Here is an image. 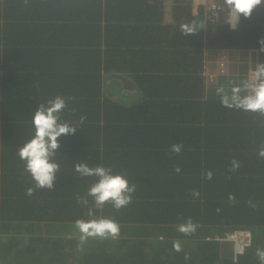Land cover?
Returning a JSON list of instances; mask_svg holds the SVG:
<instances>
[{"label": "trees", "instance_id": "trees-1", "mask_svg": "<svg viewBox=\"0 0 264 264\" xmlns=\"http://www.w3.org/2000/svg\"><path fill=\"white\" fill-rule=\"evenodd\" d=\"M164 12L163 0H0V264H260L264 115L222 106L217 89L231 96L229 82L212 89L205 78L221 51H256L264 63V3L220 26L182 0H172L170 23ZM57 95L67 103L60 122L76 132L59 138L53 189L28 197L35 181L17 153L37 106ZM78 163L124 176L132 202L96 209L88 189L98 178ZM100 217L116 220L120 237L81 250L75 221ZM188 217L198 224L191 236L177 231ZM234 231L249 232V245L226 241Z\"/></svg>", "mask_w": 264, "mask_h": 264}, {"label": "clouds", "instance_id": "clouds-1", "mask_svg": "<svg viewBox=\"0 0 264 264\" xmlns=\"http://www.w3.org/2000/svg\"><path fill=\"white\" fill-rule=\"evenodd\" d=\"M264 3V0H226L230 6V20L238 21L241 15L249 18L253 9ZM181 32L184 35L193 34L195 29L188 25H181ZM244 90L248 94L241 96L240 89L234 88L232 95L225 93L223 88L217 89V94L221 96V104L227 108H237L244 111L259 112L264 115V63H258L254 69V74L250 80L243 84ZM67 107L65 98L57 95L54 99H49L47 104L41 103L37 106L32 117V126L34 135L18 150V156L25 161V170L30 173L35 181V187H29L25 190L28 197H32L36 189H49L54 187L56 173L59 171L58 163L54 162L53 157L60 147L59 138L62 136L74 135L76 127L67 122H60V113ZM85 116L80 117L81 123ZM183 145L176 143L171 145V152L179 154ZM259 157L264 158V147L259 150ZM240 163L233 158L231 161L230 172L238 170ZM75 171L81 176H95L97 181L88 189V196L93 198L96 209H101L106 203H111L114 209L119 211L127 207L133 200L132 193L136 191L135 184L129 186L128 180L120 174H112L111 168L104 166L89 167L87 164L78 163L75 165ZM174 171L179 173L177 166ZM204 178L211 180L213 173L207 171ZM193 196H199L198 190H192ZM229 201L235 203V197L229 195ZM78 204L81 202L87 205V199L81 200L77 197ZM249 208L256 210V205L249 200ZM88 215L93 216L92 209H89ZM75 229L79 233L78 247L82 250L83 245L89 239L116 240L120 237L121 228L119 223L111 218L100 217L94 219H78L75 221ZM198 224L191 217L186 218L183 223L177 226V231L185 236L194 235ZM71 239V237H69ZM174 250L183 251L179 241L174 242ZM244 254L243 249H238L234 258ZM256 256L260 264H264V250L257 249ZM190 259L185 254V260Z\"/></svg>", "mask_w": 264, "mask_h": 264}, {"label": "built area", "instance_id": "built-area-1", "mask_svg": "<svg viewBox=\"0 0 264 264\" xmlns=\"http://www.w3.org/2000/svg\"><path fill=\"white\" fill-rule=\"evenodd\" d=\"M188 3L191 7L192 14L197 15L201 14L202 20L205 24H209L211 26H220L224 24H228L230 20L229 8L226 4V0H182ZM165 14L164 19L167 18L168 22L170 21V9L172 6V0H163ZM245 55V67H246V75L248 76V80L253 76L254 69L257 65L256 63V51L246 50L243 51ZM209 74V72H208ZM207 74V75H208ZM248 94V92H247ZM241 234L244 236V239L234 241L235 246H248L250 243V233L247 231H234L228 234L225 238L226 241H230V237L233 234Z\"/></svg>", "mask_w": 264, "mask_h": 264}, {"label": "crops", "instance_id": "crops-1", "mask_svg": "<svg viewBox=\"0 0 264 264\" xmlns=\"http://www.w3.org/2000/svg\"><path fill=\"white\" fill-rule=\"evenodd\" d=\"M170 21L168 22L167 18H165L166 23H170ZM219 53L221 55L223 53H231V54H228L227 58H225L226 55L225 56L222 55V58H219V62L217 63V68L216 69L214 68V72L212 73L214 74V78L212 80L211 85L215 86V87H212V89L217 88L218 84L222 80L226 79L229 82L232 90L234 88H239L240 89L239 94L241 96L246 95L247 91L244 90V88L242 87L244 82L247 81L244 54H241V53L236 54L233 51L231 52L221 51ZM217 54L218 53H215V55Z\"/></svg>", "mask_w": 264, "mask_h": 264}, {"label": "rangeland", "instance_id": "rangeland-1", "mask_svg": "<svg viewBox=\"0 0 264 264\" xmlns=\"http://www.w3.org/2000/svg\"><path fill=\"white\" fill-rule=\"evenodd\" d=\"M228 54H231V53H223L222 55H226L225 56V58H227L228 56ZM222 55L220 54V53H218L217 55H215L214 57L215 58H210V57H208L207 58V60H208V63L209 64H213L214 65V68L216 69L217 68V63L219 62V58H222ZM207 76H209V75H207ZM248 77V76H247ZM213 78H214V74H212L211 76H209V77H206L205 78V85L206 86H211V84H212V80H213ZM247 81H248V78H247ZM219 86V85H218ZM217 86V87H218ZM243 87V86H242ZM212 88V87H211ZM210 88V89H211ZM219 88V87H218ZM230 241L231 242H233L234 243V241H237V240H242V239H244V236L243 235H241V234H233L230 238Z\"/></svg>", "mask_w": 264, "mask_h": 264}]
</instances>
